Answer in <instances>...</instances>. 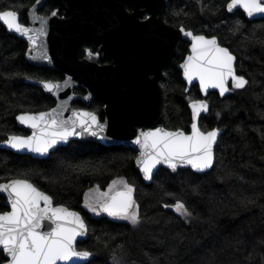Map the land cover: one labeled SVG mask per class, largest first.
<instances>
[{
  "label": "trees",
  "instance_id": "obj_1",
  "mask_svg": "<svg viewBox=\"0 0 264 264\" xmlns=\"http://www.w3.org/2000/svg\"><path fill=\"white\" fill-rule=\"evenodd\" d=\"M230 0H168L165 21L194 34L216 37L236 57L237 74L248 81L241 90L220 97L210 92L209 110L201 116L202 131L222 130L210 171L189 169L171 174L159 168L149 184L135 169L137 152L125 146L72 141L47 159H33L0 149V184L27 179L52 197L55 205L78 211L86 223V240L77 249L88 251L86 264H264V19L248 21L240 11L230 14ZM34 0H0V11L11 9L26 23ZM54 7L49 0L40 12ZM25 44L0 24V143L10 135H25L15 117L51 108V97L26 80L59 79L45 67L30 65ZM187 52L182 42L163 69L165 128L189 131L188 102L201 99L196 86L188 93L177 65ZM81 106V105H80ZM102 104L88 109L102 118ZM131 184L139 205L140 223L100 215L83 207L85 193L104 190L113 180ZM177 200L192 213L187 219L171 207ZM7 211L0 195V213ZM4 262L0 252V264Z\"/></svg>",
  "mask_w": 264,
  "mask_h": 264
},
{
  "label": "water",
  "instance_id": "obj_2",
  "mask_svg": "<svg viewBox=\"0 0 264 264\" xmlns=\"http://www.w3.org/2000/svg\"><path fill=\"white\" fill-rule=\"evenodd\" d=\"M47 1L49 0H35L27 11L28 24H23L35 30L39 29L41 24L38 20H34V17L47 18V24L45 25L46 35L40 37L35 48L26 36L9 30L3 21H0V24L6 29L8 34L21 39L26 44L27 48L24 59L30 65L45 67L52 71H59L64 76V79L61 81H51L61 85L60 89L54 92L47 91L43 86L42 82H48L49 80H26V82L39 88L54 101V105L51 108L40 112H50L52 109L58 108V105H64V110L62 111L63 119L71 117L74 111L92 112L88 109L74 108L72 106L73 102L80 101L83 105L87 106L93 99L101 100L104 104V115L102 120L98 118L102 124H105V128L103 132L98 133L96 136L87 133L71 136L67 141L58 142L45 154L30 152L27 149L16 150L7 146L5 142L13 135L8 136L0 143V149L18 155H26L33 159H47L57 148L65 147L72 141H90L103 146H125L137 152L134 161L135 169L146 184L152 181V178L159 168H164L171 172V174H175L178 170L184 169H189L196 174H203L210 171L212 167L204 171H198L188 164L178 165L173 170L168 165L161 163L153 169L152 178L150 180L145 179L138 164V158L141 157V149L135 143L136 138L142 131L146 132L156 128L176 131L165 128L163 91L159 80L162 76L163 69L177 55L178 49L183 41L188 43V53L177 65V69L180 72L181 80L185 84L186 93L189 92L192 86H197L201 95V99L199 100L206 102L205 99L210 92H215L222 98L230 94L233 90H241L233 89L231 80H229V91L224 95H220L219 89L209 88L207 92L203 91L200 88L198 79L193 80L191 83L185 79L183 74L184 70L181 65L191 54L192 43L191 36H186L185 32H191L193 35L202 34H194L182 26L175 27L174 25L165 23L163 16L168 0H52L57 4L58 8L71 16L67 20L65 18H59L57 15L52 16V13L48 16H40L38 14L39 9ZM230 3L231 0L226 5V11L230 14L239 10L248 21L264 19V14L248 16L247 12L240 5H237V7L229 11L228 5ZM130 5L133 8L132 11L128 9ZM141 8L143 10H140ZM145 13L149 14L150 17L144 21H140L139 17ZM18 22L20 23L19 16ZM75 28H82L78 35L72 32ZM181 29L184 31H181ZM84 40L94 41L95 45L101 43L102 47L100 51L103 53L102 58H109L112 60V63L99 65L97 64L96 56L90 58L87 54L84 59L80 60V47ZM220 46L224 47L221 44ZM234 68L236 71V60L234 61ZM65 82H67V85ZM78 87H81L85 91L83 96H78L74 93V89ZM192 101L187 104L191 122L188 126L189 131H184L186 134L191 133V125L193 123ZM40 112L24 113L38 114ZM207 113L208 111L201 112L197 119L198 126L201 116ZM21 114L23 113L15 117V122L17 127L24 130L27 135L17 136H31L33 129L25 124H21L17 120V117ZM213 129L218 128L215 127ZM77 131H80V129H77ZM221 134L222 130H219L217 141ZM216 144L214 145V152ZM9 181L1 184L8 183ZM0 195L5 199L7 211H10L7 193L0 192ZM52 202L54 207L63 206L55 205L53 200ZM68 210L79 213L83 219L80 212L71 209ZM100 214L104 217L114 218L104 212H100ZM50 228V222L45 221L42 230L48 231ZM87 235L88 230L84 235L76 238L74 246L77 251H82L77 249V244L86 240ZM0 252H2L4 257V262L1 264H7L6 254L3 251ZM91 259L92 255L87 259L73 258L66 262L58 261L57 264H86Z\"/></svg>",
  "mask_w": 264,
  "mask_h": 264
},
{
  "label": "snow or ice",
  "instance_id": "obj_3",
  "mask_svg": "<svg viewBox=\"0 0 264 264\" xmlns=\"http://www.w3.org/2000/svg\"><path fill=\"white\" fill-rule=\"evenodd\" d=\"M240 5L248 16L264 14V0H231L228 10ZM57 12L53 11L52 16ZM41 24L39 29H30L18 22V14L13 10L0 11V21L11 31L26 36L35 48L40 37L46 35V17H34ZM181 31H184L181 29ZM191 36V54L181 65L185 79L191 83L198 79L200 88L207 92L209 88L219 89L220 95L229 91V80L233 89H243L248 81L237 75L234 68L236 57L228 48L221 47L216 37L203 35ZM88 55L98 56L99 53ZM49 92L60 89L59 83L42 82ZM67 85V82H65ZM191 133L182 130L168 131L163 128L142 131L135 143L140 146L141 157L138 164L145 179H151L153 169L158 164H166L175 170L178 165L188 164L198 171L212 167L214 145L219 129L202 131L197 119L201 112L208 111L205 101L194 100L191 103ZM64 105L50 112L38 114L23 113L17 117L21 124L33 129L31 136L13 135L5 142L16 149L45 154L60 141H67L71 136L85 133L96 136L103 132L105 124L100 122L95 112L74 111L68 119L62 118ZM80 129V131H77ZM135 189L123 178L113 180L107 192L90 191L85 195V207L99 214L129 221L133 226L140 223L139 205L134 199ZM0 192L7 193L10 211L0 213V251L6 254L7 264H57L58 261H70L73 258L87 259L91 253L77 251L75 241L87 231V226L79 213L69 211L63 206L54 207L52 197L39 191L27 179H14L0 184ZM175 211L184 217L192 213L184 203L177 200ZM45 221L51 228L43 231Z\"/></svg>",
  "mask_w": 264,
  "mask_h": 264
},
{
  "label": "flooded vegetation",
  "instance_id": "obj_4",
  "mask_svg": "<svg viewBox=\"0 0 264 264\" xmlns=\"http://www.w3.org/2000/svg\"><path fill=\"white\" fill-rule=\"evenodd\" d=\"M35 1V0H34ZM34 3V2H33ZM32 3V4H33ZM44 5V4H43ZM31 7V6H30ZM29 7V8H30ZM43 7V6H42ZM41 7V8H42ZM28 8V9H29ZM40 8V9H41ZM28 9H27V11H28ZM40 9H39V12H38V14L40 15V16H48V15H50L53 11H55V12H57V16L59 17V18H65L66 20L67 19H69L71 16L70 15H68V14H66V13H64V11L63 10H61L60 8H58V6H57V4L54 2V7L52 8V9H49V10H47V11H43V12H40ZM128 9H129V11H132L133 10V8H132V6L130 5L129 7H128ZM5 10H11V9H5ZM140 10H143V8H141ZM1 11H4V10H1ZM14 11V10H13ZM237 11H239V10H237ZM241 12V11H240ZM242 13V12H241ZM243 14V13H242ZM244 15V14H243ZM150 17V15L149 14H147V13H145V14H143L142 16H140L139 17V20L140 21H144V20H146L147 18H149ZM163 19H164V21H165V12H164V16H163ZM20 21V20H19ZM21 24H28V18H27V13H26V23H22V22H20ZM165 23H167L166 21H165ZM168 24V23H167ZM82 28H75L72 32L75 34V35H78V33H79V31L81 30ZM4 30L6 31V29L4 28ZM17 38V37H16ZM19 39V38H18ZM21 40V39H20ZM22 41V40H21ZM184 42V41H183ZM186 43V42H185ZM25 44V43H24ZM25 47L27 48V46H26V44H25ZM102 47V44L100 43V44H97V45H95L94 44V41H83L82 43H81V47H80V53H79V59L80 60H82V59H84L85 58V56H86V54L88 55V50H91V52L92 53H99V55L98 56H96V58H97V64H99V65H104V64H110V63H112V60L111 59H109V58H105V59H103L102 58V55H103V53H102V51H100V48ZM26 51V50H25ZM188 53V43H187V52L184 54V57H185V55ZM95 56V55H94ZM184 57H183V59H184ZM182 59V60H183ZM173 60V59H172ZM172 62V61H171ZM181 62V61H180ZM179 62V63H180ZM178 63V64H179ZM55 72H57L59 75H60V78L59 79H52V80H49V81H61V80H63L64 79V76H63V74L61 73V72H59V71H55ZM162 77V76H161ZM161 79V78H160ZM160 81V80H159ZM192 87H194V86H192ZM191 87V88H192ZM197 87V86H196ZM198 89V88H197ZM74 93L75 94H77L78 96H83L84 94H85V91L81 88V87H78V88H76V89H74ZM232 93V92H231ZM93 100H98L103 106H102V118H100L101 120L103 119V115H104V113H103V109H104V104L102 103V101L101 100H99V99H93ZM92 100V101H93ZM91 101V102H92ZM54 102V101H53ZM91 102L89 103V105L91 104ZM54 105V104H53ZM81 105V106H80ZM89 105H87V106H85V105H83L80 101H75V102H73V104H72V106L74 107V108H81V109H88V107H89ZM88 110H90V109H88ZM91 111V110H90ZM24 131V130H23ZM25 132V131H24ZM25 135H27V133L25 134Z\"/></svg>",
  "mask_w": 264,
  "mask_h": 264
},
{
  "label": "rangeland",
  "instance_id": "obj_5",
  "mask_svg": "<svg viewBox=\"0 0 264 264\" xmlns=\"http://www.w3.org/2000/svg\"><path fill=\"white\" fill-rule=\"evenodd\" d=\"M115 180H118V179H115ZM111 183H112V182H111ZM111 183H110V184H111ZM110 184H109V185H110ZM109 185H108L104 190H101V189H99V188H97V187H93V188L89 189V190L85 193V195H86L87 193H90V191L95 192L96 189H99L100 192H107V191H108V188H109ZM85 195H84V197H83V203H82V207H83V209H84L86 212H88L91 216L99 217V216L101 215L100 213H99V214L94 213V212L90 211L87 207H85ZM171 209H172L176 214H178L179 216H181L182 218L187 219V217H184V216L180 215L179 213H177V212L175 211V208H174V207H171ZM116 219H117V220H120V221H126V222H128L129 224H131V223H130L129 221H127V220L118 219V218H116ZM131 225H132V224H131ZM136 226H137V225H136ZM121 261H122V259L118 258V259H115V260L113 261V263H114V264H120Z\"/></svg>",
  "mask_w": 264,
  "mask_h": 264
}]
</instances>
